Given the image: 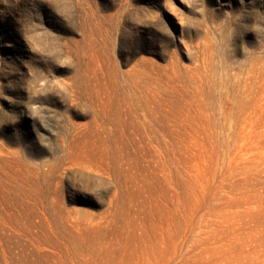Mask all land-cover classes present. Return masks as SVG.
I'll return each mask as SVG.
<instances>
[{
	"label": "rangeland",
	"instance_id": "rangeland-1",
	"mask_svg": "<svg viewBox=\"0 0 264 264\" xmlns=\"http://www.w3.org/2000/svg\"><path fill=\"white\" fill-rule=\"evenodd\" d=\"M0 264H264V0H0Z\"/></svg>",
	"mask_w": 264,
	"mask_h": 264
}]
</instances>
